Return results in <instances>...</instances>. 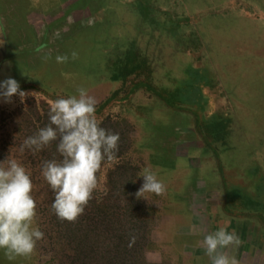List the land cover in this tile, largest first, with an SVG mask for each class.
<instances>
[{
	"label": "rangeland",
	"instance_id": "obj_1",
	"mask_svg": "<svg viewBox=\"0 0 264 264\" xmlns=\"http://www.w3.org/2000/svg\"><path fill=\"white\" fill-rule=\"evenodd\" d=\"M131 48L146 69L113 80ZM10 77L39 90H23V102L0 97V162L16 159L30 173L34 226L45 235L30 257L0 249V264H140L137 252L142 264H211L202 241L220 227L240 238L225 249L239 264H264V0H0V83ZM149 79L180 102L141 88L96 110L120 134L119 151L97 173L103 190L84 213L61 221L42 176L45 161L61 158L58 142L33 154L24 140L48 124L50 102L78 87L97 109ZM218 120L228 126L221 138L208 127ZM144 168L165 194L137 198Z\"/></svg>",
	"mask_w": 264,
	"mask_h": 264
},
{
	"label": "clouds",
	"instance_id": "obj_2",
	"mask_svg": "<svg viewBox=\"0 0 264 264\" xmlns=\"http://www.w3.org/2000/svg\"><path fill=\"white\" fill-rule=\"evenodd\" d=\"M50 58V53L44 57ZM72 58H78V54L73 52ZM67 60V55L56 57L58 63ZM77 93L50 102L48 124L27 137L21 149H30L35 154L53 141L58 142L56 151L61 158L45 161L42 176L54 192L52 210L61 221L69 222H75L84 213L94 192L103 190L97 173L105 162L110 164L116 159L120 142L119 133L105 129L98 121L95 97L84 87H78ZM30 94L21 90L14 78L0 83V97L5 102L11 103L15 95L23 102ZM139 176L144 183L136 193L137 198L149 200L148 193L165 194L166 185L155 172L144 168ZM32 192L30 173L21 163L9 157L0 162V249L9 260L30 257L37 242L44 239V232L34 226L37 204ZM135 241L132 236L129 247ZM240 244L238 235L225 227L205 235L202 241L211 264H239L225 249Z\"/></svg>",
	"mask_w": 264,
	"mask_h": 264
},
{
	"label": "trees",
	"instance_id": "obj_3",
	"mask_svg": "<svg viewBox=\"0 0 264 264\" xmlns=\"http://www.w3.org/2000/svg\"><path fill=\"white\" fill-rule=\"evenodd\" d=\"M146 6H143L141 9L143 11V15L145 17H147V12L145 11ZM134 45V44H133ZM137 52L136 49H129L128 52L125 53V56L120 57L119 58V62L117 64V66L115 65L114 70L116 71L113 75H112V79L117 81L119 79H126L128 78L129 75H131L132 73H137V75H140L142 71V68L146 69V62H137ZM145 66V67H144ZM21 90H26V89H37L39 90L38 87L33 86V85H29V84H21L20 85ZM141 88H145L149 91H152L153 93H155L157 96H159L164 102H166L168 105L174 107L176 106L181 100V97L176 93H165L163 90L158 89L151 81L150 79L147 81H137L133 84V86L131 87V89L127 92V94H125L124 96H122V98L118 95V90H114L111 95H109L108 97H106L98 106H97V112L100 111L102 112L104 109H109L110 108V104L115 102V101H119L120 99L125 100L130 98V96L135 93L136 91H138ZM181 107V106H180ZM209 128H211V132L215 133V135L219 138H221L223 134V132L226 130L227 123L224 120H218L217 122L210 124V126H208ZM135 179L132 178L131 181H129V184L127 186H131V184H134ZM129 188V187H128ZM135 206V205H134ZM107 207V206H105ZM132 209V208H131ZM82 244V243H81ZM81 249V250H80ZM80 249H78L79 251H82L83 247H81ZM143 252H137L136 255L132 256V260L135 263H140L142 264V262H145V258L142 255ZM133 255V254H132ZM46 263H48V261H46ZM153 264H157V263H153Z\"/></svg>",
	"mask_w": 264,
	"mask_h": 264
}]
</instances>
